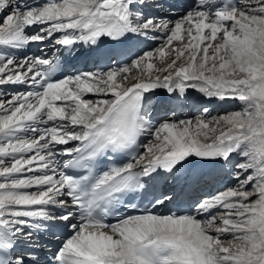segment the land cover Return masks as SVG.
I'll list each match as a JSON object with an SVG mask.
<instances>
[{"label": "snow or ice", "instance_id": "1", "mask_svg": "<svg viewBox=\"0 0 264 264\" xmlns=\"http://www.w3.org/2000/svg\"><path fill=\"white\" fill-rule=\"evenodd\" d=\"M147 7L0 0V264H264V0ZM192 91L240 108L182 117ZM194 169L233 185L185 203Z\"/></svg>", "mask_w": 264, "mask_h": 264}, {"label": "bare ground", "instance_id": "2", "mask_svg": "<svg viewBox=\"0 0 264 264\" xmlns=\"http://www.w3.org/2000/svg\"><path fill=\"white\" fill-rule=\"evenodd\" d=\"M156 3V2H155ZM157 4H158V2H157ZM152 7H148V8H145L144 10H149V9H151ZM158 9H160V8H158ZM164 16H162L161 18H163ZM151 39V38H150ZM153 40V39H152ZM157 40H159L160 41V39H157ZM157 40H153L154 41V43L157 41ZM150 50V49H149ZM135 74V73H134ZM190 95H192V96H194L195 97V99H196V101L198 102L199 100L200 101H203V102H208L209 101V103H208V105H206L204 108H207L208 109V112L210 111V109L213 107L214 109H216V107H215V105L216 104H224V102H226V101H219V100H216V99H211V100H209V99H206V98H204V97H202V96H200V94L199 93H196V92H194V91H192V92H190ZM212 102H214V103H212ZM236 102V101H235ZM230 106H231V103H230ZM202 107V106H201ZM214 110H212V112H213ZM218 111H219V109H218Z\"/></svg>", "mask_w": 264, "mask_h": 264}, {"label": "rangeland", "instance_id": "3", "mask_svg": "<svg viewBox=\"0 0 264 264\" xmlns=\"http://www.w3.org/2000/svg\"><path fill=\"white\" fill-rule=\"evenodd\" d=\"M148 8V7H147ZM176 18V17H175ZM174 18V19H175ZM173 19V18H172ZM159 44H160V42H159ZM159 44L158 45H156L155 47H153L152 49H154V48H156V47H158L159 46ZM208 103H209V101L207 102L206 101V104H204V107L206 106V105H208ZM238 105H239V103H237ZM219 105V104H218ZM229 108V107H228ZM239 108H240V105L238 106V108L237 107H234V108H230V109H227L226 111H224V112H221V113H219V111H218V108H216V109H214V112L212 113V114H210L211 116H213V117H215V116H218V115H222V114H225V113H230V112H232V111H234V110H239ZM216 111L219 113V114H216ZM200 114V112H197L193 117H198V115ZM209 114V113H208ZM200 116V115H199Z\"/></svg>", "mask_w": 264, "mask_h": 264}]
</instances>
